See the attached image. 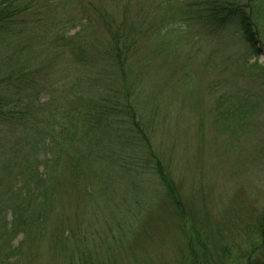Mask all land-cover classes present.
<instances>
[{
	"label": "trees",
	"instance_id": "1",
	"mask_svg": "<svg viewBox=\"0 0 264 264\" xmlns=\"http://www.w3.org/2000/svg\"><path fill=\"white\" fill-rule=\"evenodd\" d=\"M74 1L0 0V264L136 263L150 221L166 225V214L184 235L178 188L138 120L145 52L164 51L166 23L196 28L189 40L215 56L234 53L236 78L249 72L248 92L213 107L217 133L233 137L264 108V0H164L153 20L124 10L119 22L92 2L60 16ZM256 226L263 234L264 206ZM185 250L182 264H198Z\"/></svg>",
	"mask_w": 264,
	"mask_h": 264
},
{
	"label": "rangeland",
	"instance_id": "2",
	"mask_svg": "<svg viewBox=\"0 0 264 264\" xmlns=\"http://www.w3.org/2000/svg\"><path fill=\"white\" fill-rule=\"evenodd\" d=\"M89 2L114 13L119 22L124 10L130 21L142 14L153 20L164 0H75L57 11L65 19L77 17ZM258 3L264 32V1ZM167 25L164 51L152 57L145 52L142 67L148 62V74L138 87L143 105L138 106V120L178 188L185 207L184 235L167 214L166 225L152 220L136 263L122 264H182L187 245L198 264H246L247 257L255 259L264 252V233L256 226L264 206V108L260 104L247 119L251 125L233 137L217 133L213 107L220 95L233 102L239 93L248 92L249 72L246 78H236L234 53L215 56L213 45L199 48L195 39L189 40L197 37L196 28L177 31L178 24ZM257 63L264 65V51ZM232 106L225 103L220 111ZM150 179L146 186L155 195L158 187Z\"/></svg>",
	"mask_w": 264,
	"mask_h": 264
}]
</instances>
